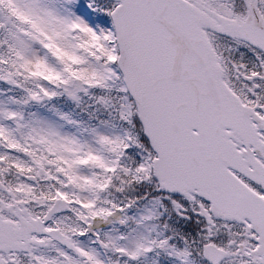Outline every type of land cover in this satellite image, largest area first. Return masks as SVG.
I'll use <instances>...</instances> for the list:
<instances>
[{
    "label": "snow or ice",
    "instance_id": "obj_1",
    "mask_svg": "<svg viewBox=\"0 0 264 264\" xmlns=\"http://www.w3.org/2000/svg\"><path fill=\"white\" fill-rule=\"evenodd\" d=\"M0 264H264V0H0Z\"/></svg>",
    "mask_w": 264,
    "mask_h": 264
}]
</instances>
